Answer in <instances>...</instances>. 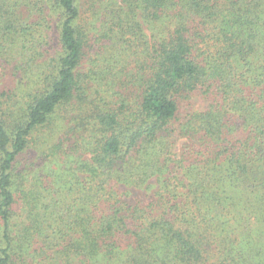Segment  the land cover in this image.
<instances>
[{
  "label": "trees",
  "instance_id": "obj_1",
  "mask_svg": "<svg viewBox=\"0 0 264 264\" xmlns=\"http://www.w3.org/2000/svg\"><path fill=\"white\" fill-rule=\"evenodd\" d=\"M88 3L0 0V264H264V0Z\"/></svg>",
  "mask_w": 264,
  "mask_h": 264
},
{
  "label": "rangeland",
  "instance_id": "obj_2",
  "mask_svg": "<svg viewBox=\"0 0 264 264\" xmlns=\"http://www.w3.org/2000/svg\"><path fill=\"white\" fill-rule=\"evenodd\" d=\"M89 0H79L80 7L83 8V15H82V21L84 22L85 17H87L90 14V5L88 3ZM58 15H52L51 16V21H52V26H53V35L55 36L56 33L55 31L57 30V25H58ZM202 102V101H201ZM196 105L199 106L200 103L196 102ZM202 105V104H201Z\"/></svg>",
  "mask_w": 264,
  "mask_h": 264
}]
</instances>
